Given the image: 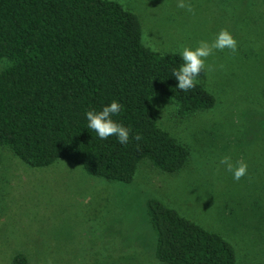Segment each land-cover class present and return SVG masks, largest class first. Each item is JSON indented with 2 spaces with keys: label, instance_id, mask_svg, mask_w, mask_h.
Wrapping results in <instances>:
<instances>
[{
  "label": "rangeland",
  "instance_id": "obj_1",
  "mask_svg": "<svg viewBox=\"0 0 264 264\" xmlns=\"http://www.w3.org/2000/svg\"><path fill=\"white\" fill-rule=\"evenodd\" d=\"M111 1L138 17L142 43L161 54L194 49L226 29L237 51H214L197 80L216 103L180 118L170 99L153 97L158 126L188 158L174 173L143 160L131 183L90 176L65 160L31 168L0 147V264L19 254L27 264H162L150 200L220 235L237 264H264V7L186 0L188 12L176 0ZM10 65L0 59V71ZM223 156L243 160L247 174L234 180L219 164Z\"/></svg>",
  "mask_w": 264,
  "mask_h": 264
},
{
  "label": "trees",
  "instance_id": "obj_2",
  "mask_svg": "<svg viewBox=\"0 0 264 264\" xmlns=\"http://www.w3.org/2000/svg\"><path fill=\"white\" fill-rule=\"evenodd\" d=\"M249 2L264 7V0ZM3 58L11 65L0 71V147L31 168L65 160L90 176L131 183L146 160L174 173L189 153L158 126L152 98L170 99L180 118L216 103L199 83L180 91L171 71L181 55L145 46L138 17L111 0H0ZM113 100L122 108L112 119L130 129L126 145L88 128L85 113ZM146 210L160 263L237 264L220 235L158 200ZM13 264H27L26 257L16 255Z\"/></svg>",
  "mask_w": 264,
  "mask_h": 264
},
{
  "label": "clouds",
  "instance_id": "obj_3",
  "mask_svg": "<svg viewBox=\"0 0 264 264\" xmlns=\"http://www.w3.org/2000/svg\"><path fill=\"white\" fill-rule=\"evenodd\" d=\"M176 7L188 12L193 11V6L186 0H176ZM225 49L230 50L233 54L237 51V41L226 29H221L210 42L207 40L199 41L194 49L183 47L180 52L183 63L171 71V75L177 81L176 87L182 92L194 90L199 74L205 70L206 59L213 55L214 51ZM121 108L122 105L113 100L99 112L87 111L85 115L88 128L94 131L101 140L115 136L120 144L126 145L129 141L130 129L112 119V116L118 114ZM141 138L139 134L134 137L136 141ZM219 164L223 165L226 171L232 173L233 179L236 181L247 174L248 165L243 160L233 163L230 156H223Z\"/></svg>",
  "mask_w": 264,
  "mask_h": 264
}]
</instances>
